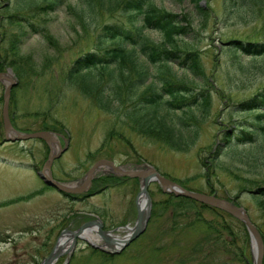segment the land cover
I'll return each mask as SVG.
<instances>
[{
	"label": "rangeland",
	"instance_id": "1",
	"mask_svg": "<svg viewBox=\"0 0 264 264\" xmlns=\"http://www.w3.org/2000/svg\"><path fill=\"white\" fill-rule=\"evenodd\" d=\"M52 1L55 4L47 6ZM90 1L91 6L79 0H0V72L17 81L6 103L13 129L47 130L61 146L67 145L51 165L52 176L66 184L83 182L87 170L106 159L124 170L153 166L190 190L214 192L227 199L238 195L236 203L246 209L264 240V217L249 192L264 184V130L260 128L264 117L254 106H237L263 90L264 55L222 49L230 38L264 41V0H246L237 6L232 0H202L204 15L192 0H152L163 10L190 19L193 31L182 39L199 51L202 61L201 89L207 99L202 101L204 108L196 111V122L191 116L188 120L191 128H198V138L185 151L168 147L160 136L147 139L141 135L131 120L129 96L122 85L114 88L118 100L99 108L96 94H89L83 88L84 78L78 77L86 68L73 72L72 84L66 79L78 56L113 45L106 25H126L137 17L127 6L128 0ZM145 33L155 43L163 40L155 30ZM145 66L150 74L155 71L149 61ZM124 67L134 72L131 64ZM172 67L178 78L168 70L172 81H193L189 72L176 64ZM109 81L110 73L101 70L99 89ZM9 83L0 80V264H40L58 243L62 230H74L90 219L100 220L109 235L126 236V227L133 228L136 221L141 180L122 179L104 165L94 173L85 194L70 198L46 186L37 172L50 150L58 152L57 144L50 146L38 138L3 142V93ZM242 129L261 133L259 148L248 157L243 154L251 144H237L224 152L226 138L236 144ZM148 198L145 230L116 255L78 239L72 252L62 253L54 264H253L256 249L239 219L189 204L181 207L174 200L169 203L157 182L149 183ZM259 204L264 206V200ZM198 214L213 226L197 221ZM96 235L98 245L109 249Z\"/></svg>",
	"mask_w": 264,
	"mask_h": 264
},
{
	"label": "trees",
	"instance_id": "2",
	"mask_svg": "<svg viewBox=\"0 0 264 264\" xmlns=\"http://www.w3.org/2000/svg\"><path fill=\"white\" fill-rule=\"evenodd\" d=\"M79 1L88 6L92 5L90 0ZM200 1L202 0H192L196 7L195 9L201 15H204L205 10L200 5ZM242 1L245 2L246 0L237 1L236 3L232 0L231 4H236L237 6ZM53 4L55 3L52 1L47 6ZM126 4L131 11L135 12L133 15L137 17L126 25H106L105 29L109 33L108 36L113 45L102 50L96 47L94 50L86 51L78 56L72 62L66 79L71 83L73 72L86 68L83 71L87 72L85 76H83V72H79L78 77L84 78L85 87L83 86V88L89 94L90 92L96 94L97 100L95 103L99 108L110 107L117 101L118 96H116L117 92L114 88H116L117 84L119 88L122 85L129 96L130 102L128 101L127 103L133 112L131 120L141 132V135L147 139H157L160 136L159 138L164 139L167 143L165 145L168 147L185 151L187 147L193 146L198 138V128L193 125L191 128L188 120L191 116L193 117L191 121L196 122L199 117L196 111L201 107L204 108L202 101L207 99V94L201 89L204 71L200 53L190 47L189 42L182 39V37H189L193 31L190 19L177 13H171L166 9L163 10L152 0H128ZM40 8L44 10V7ZM30 26L34 28L33 31L37 29L33 24ZM147 29L160 33L163 40L159 44L155 43L145 33ZM222 49L234 50L240 55H264V41L230 38L226 40ZM140 56L145 60H142ZM145 61H149L155 67V71L152 74L149 73L148 67L145 66ZM120 63L131 64L134 72L132 74L127 72L124 64L119 67ZM173 64L189 72L194 78L193 81H181L180 79L172 81L168 77L167 72L169 70L171 75L176 77V71H172ZM101 70L105 73H110V81L109 84L99 89ZM176 79L178 78L176 77ZM78 80L79 82L81 81L80 78ZM194 85L197 86L196 89L192 88ZM237 106H254L255 110L261 111L262 117H264V88L248 100L241 101ZM176 110L180 112H176ZM260 128L264 130V127L260 126ZM260 134L255 130L242 129L240 135L236 136L238 140L236 144L231 145L232 143H229L230 140L226 138L224 141V152L234 146L251 144L252 147L245 150L247 154H243L248 157L249 153L259 148L257 138ZM219 148L222 149L218 147L217 150ZM214 153L216 158L218 153L215 150ZM263 185L259 184L253 196L257 199L259 210L264 217V206L259 204L260 201L264 200ZM64 196L73 198V195L64 194ZM166 197V201H169V203H172L173 200L176 203H182L181 207L189 204L195 209H210L216 212H223L192 199L175 196L172 193H166ZM205 220L200 214L197 215V221L205 222L208 227L213 226L211 222Z\"/></svg>",
	"mask_w": 264,
	"mask_h": 264
},
{
	"label": "water",
	"instance_id": "3",
	"mask_svg": "<svg viewBox=\"0 0 264 264\" xmlns=\"http://www.w3.org/2000/svg\"><path fill=\"white\" fill-rule=\"evenodd\" d=\"M9 80L10 83L5 86V90L3 93V107H2V120H3V126L5 129V137L4 141H21V140H27L31 138H39L44 140L48 145H51V142H56L58 145V152L53 153V150H50V153L48 155L47 160L44 162V165L40 171H38L39 177L42 179L45 185L51 186L58 190L59 192L65 193V194H79L83 193L91 185V181L94 175V172L96 171L97 167L102 163L109 164L115 171H117L122 176H128L131 178H139L141 179V187L137 194L136 198V221L131 228V232L128 234L126 239L122 241L121 244L117 245V237H113L109 235L108 231L103 230V224L97 220V219H90L85 221L83 224H81L76 230H64L61 232V235L66 233L72 234V242L68 249L66 250H58L55 251L54 248L51 250V252L48 254L47 257H45L40 264H50L59 255L62 253H71L75 243L77 241V238H82L80 234L83 232L84 229L95 225L97 227V234H99L104 241L109 245L111 249H103L102 246L93 244L89 241H87L92 247H98L101 250H105L109 253H117L119 252L126 244H128L131 240L135 239L137 236H139L144 230L147 225V221L150 215V200L148 198V184L152 181H155L159 184L161 190L165 193H172L175 196H183L189 199H192L196 202L215 207L218 209H221L225 211L226 213L230 214L231 216L239 219L243 222L246 229L248 230L250 240L257 249V255L254 257L253 264H263V254H264V246L261 234L256 227V225L252 222L251 218L247 214V211L235 204L233 201L218 197L214 194H208L204 192L199 191H192L189 190L180 184L176 183L175 181L167 178L166 176L162 175L157 169H155L153 166L146 165L145 168L142 169H131V170H124L120 166H117L114 164L111 160L101 159L96 161L86 172V174L83 177V182L75 187H69L66 186L65 183L60 182L53 178L51 174V164L53 160L61 155L63 151L66 150L67 145L65 144L63 147H61V144L58 140L55 139L53 135H51L50 131L47 130H38V131H32V132H19L15 131L11 125L10 118L8 115L7 110V99L10 94L11 88L17 83V81L10 79L7 77L5 73L0 72V80ZM9 129H12L15 134L10 135ZM251 193H256V190H251ZM140 194H144L145 196V202L144 207H140L138 198ZM74 237V239H73ZM119 246V248H117Z\"/></svg>",
	"mask_w": 264,
	"mask_h": 264
},
{
	"label": "bare ground",
	"instance_id": "4",
	"mask_svg": "<svg viewBox=\"0 0 264 264\" xmlns=\"http://www.w3.org/2000/svg\"><path fill=\"white\" fill-rule=\"evenodd\" d=\"M9 76H11V73L9 74ZM8 77V76H7ZM9 132H10V134H15L14 132H13V130L12 129H9ZM8 132V133H9ZM104 165H109V164H107V163H102V164H100L98 167H97V169H99V168H101L102 166H104ZM110 166V165H109ZM143 168H145V167H143ZM110 169V167H107V169L106 170H109ZM123 169V168H122ZM97 171V170H96ZM82 182H80V183H76V184H66V186H69V187H75V186H77V185H79V184H81ZM146 200H145V196H144V194H140L139 195V198H138V202H139V205H140V207H144V202H145ZM96 226L95 225H93V226H90V227H88V228H86V229H84L83 230V232L80 234V236L81 237H83L84 239H86V240H88L89 242H92V243H96V244H98V242H99V238L97 237V235H96ZM125 231H126V236H124V237H119V236H114V237H117V245L118 244H121L122 243V241L124 240V239H126V237H127V234H129L130 232H131V227H126V229H125ZM70 235H72V234H70V233H68V232H66V233H64V234H62L61 235V238L59 239V241H58V243L56 244V246H55V248H54V250L55 251H58V250H66V249H68L69 248V246H70V244H71V242H72V236H70ZM73 239H74V237H73ZM253 245H254V243H253ZM118 247V246H117ZM255 249H256V246L254 245V252H255ZM255 257H256V255H257V249H256V252H255ZM50 264H54L53 262L52 263H50Z\"/></svg>",
	"mask_w": 264,
	"mask_h": 264
}]
</instances>
